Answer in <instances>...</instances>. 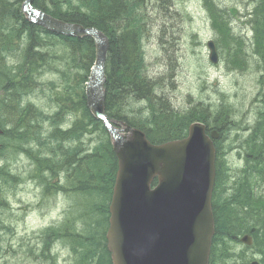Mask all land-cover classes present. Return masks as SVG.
Masks as SVG:
<instances>
[{
	"label": "rangeland",
	"instance_id": "374dc122",
	"mask_svg": "<svg viewBox=\"0 0 264 264\" xmlns=\"http://www.w3.org/2000/svg\"><path fill=\"white\" fill-rule=\"evenodd\" d=\"M143 6L147 10L148 15L142 11L139 17L143 19L141 24L144 26L143 40L141 42L144 44L145 63L148 67L152 66L155 70L151 71L152 74L157 79L162 80L163 76L165 77L167 74L164 67V64L167 63V58L161 41L163 39L166 41L170 38L171 47L174 45L176 50L175 62L179 68L173 83L168 88L158 89L156 98L163 99L171 105L172 109L179 113L187 112L197 103L208 106L212 113L220 109L221 105L234 112H231L233 116L231 115L229 118L230 123H232L229 134L221 139L220 145L223 156L219 155L218 159L222 177L227 180V184L223 185V188L224 186L230 187L232 182L229 177L239 173L237 169L243 165V161L236 149V133L242 134L240 129L245 122L242 115L247 109L257 110L261 108L260 105L250 104L257 92L256 82L259 80V74H256L257 71L253 66H251L253 71L240 72L231 70L227 65L224 54L218 64H210L205 44L207 38L212 36L215 30L208 19L206 11L201 9L198 0H174L175 15H173V19L165 18L162 15L160 16L158 12L153 11L152 8L157 9L153 0H146ZM231 18L236 28L244 27L245 29H250L248 25H244L246 17L234 12ZM5 21L7 26L14 25L12 18H8ZM171 31L173 32L171 33ZM11 46L14 52L16 44L11 43ZM51 49L52 53L47 56L45 62L38 63L37 61L35 63L32 75L35 79L34 81L39 84L35 88L43 91L55 87L58 89V93L68 91L67 94H74L75 90L81 89L77 76H81L83 82H85L90 65L82 60L84 56L82 58L76 55L72 56L70 51L61 43H56ZM254 61H257V59L254 58ZM8 64L17 65V69L22 66L20 61L16 59L10 60ZM261 74L264 78V74ZM262 89L264 90V87ZM56 94L51 93L53 100L48 99L56 102L54 100V97L57 96ZM37 95L40 96V94ZM46 102L47 98L42 100L33 97L29 106L46 114ZM130 105L132 106L128 107L127 110L132 111L135 103L131 102ZM124 112L126 113V111ZM67 114L69 122L71 119L77 123L85 122L81 108L78 110L73 107ZM49 135L50 133L48 132L47 136ZM51 136L53 135L49 137ZM99 141H104L103 135L95 131L94 127L88 126L86 129H82L80 138L70 140L68 144L69 146L81 144L79 148L81 150L80 157H82L86 153L92 154L97 149L95 147ZM57 142L58 140H55L53 144ZM230 146L233 150L230 149ZM5 165L12 172L13 178L11 184H5L3 189V197L7 201V208L5 210L0 209V219L3 222L1 236L4 238L5 245H12L15 253L10 254L13 261L8 257L5 258L6 264H38L36 263V261H39L36 251L39 247H37L35 253L28 251V254H26L25 249L34 250L41 238V231L61 222L65 210L73 201L74 207L78 206L77 209H82V206L88 204L94 208L102 206L92 197H75L76 195L74 194L73 199H71L72 196L70 194V196L57 195L46 198L43 196V192L39 190L41 180L37 178L31 180V169L24 156L12 155ZM95 167L98 170L100 169L98 164H93L88 168L92 175L96 173L95 171H98ZM65 177L66 173L63 175L61 186L69 188L64 187ZM14 181L17 183L15 184ZM254 190L256 194H263L264 183H256ZM231 194L232 190L225 189V196L223 197L228 198ZM76 213H78L76 215L77 220L81 223L84 224L88 219L87 225L90 226L88 231L91 233L97 231L94 217L93 219L92 217H79L80 213L77 210L74 211V215ZM100 221L101 216L97 218V222ZM90 232H87V234ZM233 245L234 255L236 257L239 255L246 256L247 263L261 259L254 247H245L240 243H226V249H231ZM68 246V243L64 244L60 241L57 248L67 249ZM67 254V250H63L62 255L66 256ZM233 262H238V258L232 256L227 259L225 264H233Z\"/></svg>",
	"mask_w": 264,
	"mask_h": 264
},
{
	"label": "trees",
	"instance_id": "16d2710c",
	"mask_svg": "<svg viewBox=\"0 0 264 264\" xmlns=\"http://www.w3.org/2000/svg\"><path fill=\"white\" fill-rule=\"evenodd\" d=\"M145 1L146 0H138L135 10L130 11L128 14L132 18L126 21H123L122 9L116 5L114 0H35L34 6L65 22L79 24L83 27H95L111 39L110 49L113 50L114 47L123 46L119 48L126 51V46L133 42L130 36H135V34H137L139 23L142 22V19L139 17L142 14ZM209 1H211V3L207 7L213 9V1L207 0V2ZM13 13L21 15L20 10L18 13L17 9ZM259 15L261 19L264 18V8L261 9ZM214 17L216 18V16L212 14L213 23L216 24L221 31L219 33L220 50L224 55L230 58L231 63L237 65H241L242 63L246 66L247 62L243 61L245 58L241 60L237 55L238 52L232 49L231 46L234 42L232 39H229L227 42L230 46V51H228V45H226L228 23H226L223 18H218L215 21ZM7 19L8 17H5V20ZM23 22L37 37L46 33L39 26L30 25L25 20ZM117 31L120 32V34ZM258 35L263 37V31H259ZM43 39L53 46L50 37H43ZM236 40L237 39H235V41ZM60 41L65 48L70 50L72 56L76 55L79 58L84 56L82 60L88 62V65H92V60L94 59V46L91 39L66 37L60 38ZM8 46L9 43L5 36H0V51H6ZM112 50L110 52L111 56ZM259 55L260 57L264 56V53H259ZM32 61L35 64L37 59H32ZM22 70L27 71L25 68H22ZM119 82L127 85L132 84L123 67L119 71L114 70L112 78H108L106 81L105 88L108 94L111 95L105 109L111 117L115 116L117 102L119 101L118 98H116L118 91L114 94L116 85ZM7 85L13 86L15 83H12L11 76L4 72V79L0 81V87H5ZM15 89L17 88L15 87ZM140 95L141 93L139 91L138 93L136 92L130 95L128 97V102L136 103V101H139L138 97ZM262 104L263 106L260 109L251 110L250 112L246 111V121L250 124V120H253L254 124L250 128V134H248L245 139L246 143L242 151L244 155L243 171L237 173V178L234 179L233 187L231 188L232 194L228 198L223 197L225 196V189L223 188L225 181L220 178V171L218 167L216 168L215 194L212 202L215 219V236L209 264H225L227 259L232 256L229 257L226 248H224V243L236 242L237 237L245 233L252 235L254 248L261 255L264 263V194L258 195L254 190V184L264 180V102L258 105ZM141 106L144 109L145 116L134 124L130 122H128V124L143 130L148 139L155 143H162L170 139L183 137L188 124L194 121H200L206 124V126H209L210 120H214L217 122L216 126L220 129L219 131L222 132L227 123V119L232 115L231 112L234 113L227 109V107H222L221 105V108L215 112L216 114L213 115L212 119L210 118L208 109H199L196 107L181 115L173 112L170 104L156 97L153 99H145ZM84 113V117L88 116L89 120L79 122L81 131L91 126L104 137V141H99L95 147L97 149L92 154L86 153L84 156L80 157L81 150L79 146H81V144L69 146L67 151L64 153L62 152L61 156L58 158H45L40 162L45 165H51L53 163L58 164L59 174L63 173L64 175L66 173V185L73 186V190L67 192L71 193L70 195L72 198H74L73 194L76 195L75 197H92L100 203L105 200L108 201L110 198L114 183L116 160L111 151L107 132L104 130L103 124L93 119L86 110H84ZM144 126H147V128H144ZM3 138L4 136L0 134V142L4 144L6 140ZM47 138L52 141V144L55 140L59 142L65 139V137H57L55 135ZM75 138L74 136V140ZM93 164L100 165L99 170L95 167L98 171H95L96 173L94 175H92L88 169ZM72 175H77L79 179L73 178L69 181L68 179L73 177ZM37 178L39 179V177ZM8 179L6 168L4 172L0 173V195L2 196L4 185ZM77 207L78 206H75V209L80 213L79 217L95 218L97 231L94 233L88 231L90 227L87 225L88 219L83 224L77 220V217L60 226V229L57 231L58 233L64 230L72 231V236L68 235L69 238H62L61 242L74 246L72 247L73 264H110L109 253L106 250L104 241V230L101 234L99 233L101 224L97 222V218L103 216L106 212V208H94L91 207L90 204L82 206V209H77ZM0 209L4 210L3 207H0ZM75 221H77V223H75ZM75 227L79 228V230L75 231ZM87 232L90 233L87 234ZM55 237L54 234L46 235V238H48L46 248L49 247L50 239H59L58 237H60V235H57V238ZM2 244L3 239L0 230V245ZM42 255L46 260L50 259L49 256L44 255L43 252ZM238 258L239 262H234V264H243V261H245L244 258Z\"/></svg>",
	"mask_w": 264,
	"mask_h": 264
},
{
	"label": "water",
	"instance_id": "95a60500",
	"mask_svg": "<svg viewBox=\"0 0 264 264\" xmlns=\"http://www.w3.org/2000/svg\"><path fill=\"white\" fill-rule=\"evenodd\" d=\"M31 2L22 9L30 22L57 34L93 39L91 72L100 74L106 36L95 28L55 20ZM209 47L210 60L216 62ZM102 101L89 105L95 118H102ZM102 119L118 159L106 236L112 264H207L214 232L210 199L215 151L203 125L192 124L184 140L154 146L139 130L125 124L115 128ZM154 177L158 186L150 190ZM241 241L250 244L247 237Z\"/></svg>",
	"mask_w": 264,
	"mask_h": 264
},
{
	"label": "bare ground",
	"instance_id": "6f19581e",
	"mask_svg": "<svg viewBox=\"0 0 264 264\" xmlns=\"http://www.w3.org/2000/svg\"><path fill=\"white\" fill-rule=\"evenodd\" d=\"M33 1L31 4H33ZM153 1L157 8H152L153 11L158 12L160 16L162 15L165 18H174V0ZM114 2L122 9L123 21L132 18L128 14L130 11L135 10L138 0H114ZM198 2L201 9L206 8L211 3V1L207 2V0H198ZM228 2L230 0L226 1V3ZM24 3V0L20 2L19 0H0V36L4 35L8 43L16 44L14 53H16L22 65L12 74L11 79L13 78L15 85L0 87V134L6 140L4 144L0 142V173L6 170L5 163L10 156L21 155L28 161L32 173L31 177L37 176L42 183L47 185L51 181L62 179L59 176V166L56 163L45 165L40 161L45 158H58L62 152L67 151L69 147L68 142L74 136L80 137V134H82L79 123L72 119L69 122L68 110L73 109V107L78 110L81 108L83 114H85L84 110H86L92 116L89 105H94L95 100H103L100 115L102 118L107 120L111 119L114 122L125 121L130 126L128 122L134 124L145 116L144 109L141 106L145 99H153L156 97L158 89L168 88L176 79V72L179 68L175 62L176 50L174 45L171 47L170 38L166 41L163 39L161 42L167 58V63L163 64L166 70L165 73L167 74L165 77L163 76L162 80L157 79L152 74L155 70L152 66L148 67L144 60V44L141 42L143 40L144 26L140 22L137 34L130 36L133 42L126 46V51L119 48L123 46L114 47L113 50L110 49L111 39L106 36L108 48L100 65V74H92L90 68L87 71L88 75L85 82H83L81 76H77V81L81 84V89L75 90L74 94H67L68 91L58 93V89L52 86L50 89L39 91L37 90L38 88H35L39 84L34 81L35 79L32 75L35 64L30 60L37 59L38 63L45 62L47 56H50L52 53V46L48 41L35 36L29 27L24 24L23 21L25 19L20 14L13 13L16 9L18 13L19 9L22 10L25 8L26 11L27 6ZM212 10L217 18H223L219 10ZM142 11L147 15V10L142 8ZM5 17L12 18L14 25L7 26ZM228 32L241 43L244 44L246 42V38L237 35L236 31L228 28ZM118 33L120 34V32ZM170 37L172 38V36ZM218 37V35H212L207 38L206 42H214V38L217 39ZM111 50L112 56L110 54ZM94 61L95 58L92 60L91 66L94 65ZM23 66L26 69L28 68V71L22 70ZM7 67L5 56L0 51V81L4 79V72L7 70ZM122 67L126 70L132 84L127 85L119 82L116 85L114 94L118 91L116 98L119 101L117 102L115 116L111 117L105 109L111 95L108 94L105 88L106 81L108 78H112L114 70L119 71ZM138 91L141 93L138 97L139 101H136L132 111L127 110L130 106L128 97L136 92L138 93ZM51 93H57L54 100L62 103L58 104L52 101ZM37 94H40V96ZM33 97L42 100L47 98L46 114L41 110L39 111L29 106ZM254 103L258 104L259 101L254 100ZM207 108L209 107L207 106ZM84 119L86 121L89 120L88 116H85ZM112 126L117 128L114 123ZM144 128H147V126H144ZM137 130L145 134L143 130ZM48 132L57 137H65V139L52 144V141L46 137ZM149 141L155 144L154 141L150 139ZM72 176L68 179L69 181L73 178L79 179L77 175ZM0 207H3L4 210L7 208V204L2 195H0ZM2 227L3 222L0 219V230H2Z\"/></svg>",
	"mask_w": 264,
	"mask_h": 264
}]
</instances>
